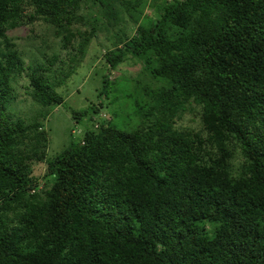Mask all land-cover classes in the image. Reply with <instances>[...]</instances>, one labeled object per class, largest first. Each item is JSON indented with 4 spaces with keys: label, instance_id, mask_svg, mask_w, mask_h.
<instances>
[{
    "label": "trees",
    "instance_id": "trees-1",
    "mask_svg": "<svg viewBox=\"0 0 264 264\" xmlns=\"http://www.w3.org/2000/svg\"><path fill=\"white\" fill-rule=\"evenodd\" d=\"M87 2L102 11L99 30L136 24L106 53L109 67L141 57L162 85L135 101L132 130L100 119V104L92 129L45 159L40 125L5 113L24 70L5 33L39 21L64 47L81 37V57L95 29L75 27L88 25ZM142 5L0 0V264H264V0H163L152 19L136 14ZM29 83L37 103H63L46 79ZM186 108L200 112L206 140L174 129ZM85 115L72 112L76 123ZM42 161L51 185L37 191L30 165Z\"/></svg>",
    "mask_w": 264,
    "mask_h": 264
},
{
    "label": "rangeland",
    "instance_id": "rangeland-1",
    "mask_svg": "<svg viewBox=\"0 0 264 264\" xmlns=\"http://www.w3.org/2000/svg\"><path fill=\"white\" fill-rule=\"evenodd\" d=\"M162 2L163 0H144V5L137 8L136 14L155 18L156 9ZM78 14L88 25L82 28L75 25L76 28H80L82 32H91V28H95L91 35H87L88 44L81 57L72 58L74 52H78L77 46L83 41L81 37L75 38L72 46L64 47L60 37L53 35V27L39 21L23 23L5 33L11 50L18 54L24 64V70L11 78L12 93L5 104V113L11 120L19 121L25 126L33 122L40 125L38 130L46 135L45 159L59 154L72 142L80 141L84 132L92 129V118H98L91 110L94 106L102 104L100 119L107 121L111 116H116L113 123L122 130H132L140 123L135 111V101L149 102L143 89L148 87L153 91L160 89L162 85L160 79L151 78L147 71L148 64L141 57L128 54L113 69L107 64L106 53L120 43L119 39L123 42V32L128 36L134 33L136 24L126 23L122 33L116 32L114 28L108 32L99 30L97 27L102 23L104 25L105 19L98 5L91 2L82 3ZM122 16L126 17L124 10ZM34 74L53 86L63 98L62 104L43 106L34 101L29 83L30 76ZM104 77L109 80L106 97L101 94ZM75 111L86 112L78 123L72 117V112ZM173 127L177 130H189L192 134H198L201 139L206 140L209 136L201 121L200 112L195 109L186 108L176 116ZM25 141L23 139V143ZM235 155L233 160L242 162L241 155ZM46 168L43 161L32 162L30 165L31 176L39 184L37 191L46 190L51 185Z\"/></svg>",
    "mask_w": 264,
    "mask_h": 264
}]
</instances>
